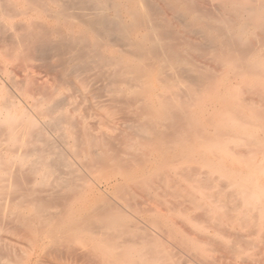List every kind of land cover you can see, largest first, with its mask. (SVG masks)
Listing matches in <instances>:
<instances>
[{
  "label": "bare ground",
  "instance_id": "bare-ground-1",
  "mask_svg": "<svg viewBox=\"0 0 264 264\" xmlns=\"http://www.w3.org/2000/svg\"><path fill=\"white\" fill-rule=\"evenodd\" d=\"M0 51H2L0 52L1 56L4 59L6 58L7 62H17L18 67L21 68L32 66L35 61L42 62L46 69L45 75H47L44 78L46 80L43 77H41L42 79L39 77V79L35 75L34 69L30 76H26L28 79H25L26 81L29 80L28 82L33 85L34 90L29 91L30 89L19 88L21 91L19 93H22L21 95L24 97H35L31 102L33 110L36 111L35 116L31 114V117L30 113L18 115L21 108L15 113L14 109L17 108L15 101L10 100V97L5 96L4 98L0 92V98L4 99L3 102H0L1 188L6 179L15 181L18 178L21 181L22 178L20 180L19 176H23L21 174L24 172L22 166L27 163L28 168L26 170L28 171L25 170V172H30L32 176L33 174L37 175L36 182H38L40 189L46 186L51 189L48 197L52 196L51 198H53L54 195L55 200L61 191L66 196L64 190L68 189L75 193L73 196L70 191H67L69 193H67L68 201L65 199L67 204L63 205L62 208L60 206L61 202H59L56 208L58 210L62 208V210L51 213L52 210L49 212L46 208V204L50 202V200L49 202L45 201L47 195L44 194L45 199H43V196V198H38L39 189L37 190L32 186L30 190L27 188L29 191L26 192L27 189L20 187V184L17 183L19 181H17L15 184L17 183L18 185H16L20 188H18L19 190L17 188L13 190H26L23 195L21 194L22 190L20 192L15 191L22 195L24 203L21 201V204H25V200L30 199L36 214L35 216L27 214V216L24 211L26 210L25 207L22 206L23 211L21 209L20 211H13L14 205L4 203L7 207L3 205L6 210L3 213L4 215H1V212L0 218L4 216L2 220L7 219L8 223L21 228L26 237L24 235L20 236L31 238L34 246L37 247L51 245L59 250L63 246L71 245L70 241L73 239H76L77 243L81 241L83 243L82 249L86 250L88 258L95 260L97 264H179L172 261L173 257L169 250L165 248L163 250H152L154 247L151 248L150 246L156 243L155 237L157 235L154 237L151 234L154 230L150 229L152 230L150 232L149 228L143 226V223L145 225L150 224V227L153 225L152 228H159L157 231H161V229L165 231L166 229L167 233H165L168 236L172 237L174 235L177 237L178 234L172 228L175 227L172 224V216L169 217L172 215L173 210L170 207L167 208L168 214L171 213L167 216V212L160 210L162 208L157 204L160 203V200L157 199L159 201L155 200V206L153 205L155 202H152L153 208H148V205L143 206V209L140 205H138L140 209H138L139 207L135 208L136 205L131 207L137 209V211L133 209L135 213L130 211L132 215L135 214L133 216L135 218L132 219V215L127 214L129 209L126 210L127 212L124 211L125 214L122 208L121 211L116 206L121 203L124 205V202L128 201L123 200L124 202L117 204L118 200L115 199L116 204H114V201H110L106 196L105 198L100 196L101 199H99L100 197H97V199L90 197L87 193L94 186L91 187V184V186L89 184L84 186L86 182H83L84 185L76 182L72 176V165L65 156L69 152L65 154L58 149H54L57 145V142L54 143V141L53 144L56 145L51 148V145L49 146L51 139L44 137L46 136L44 135L46 133L45 129H50L53 132L55 131L57 135L59 134L60 141L65 144L62 145V143V146L74 148V150L72 149L73 154L80 157L77 159L80 160L82 157L86 160L83 162H86L88 166L95 164L103 166L108 173L107 184L120 187L121 191L119 192L127 194L128 198L129 195L135 196L140 192V194L153 199L161 188L165 190L169 185L182 187L183 182H189L191 177L200 173V170L203 169L199 166L201 163H207V160L212 157H218L219 161L221 155L224 153L226 155L228 142L225 138L236 139L233 133L238 130L239 126H246L245 111L247 109L251 111V107L245 103V98L244 101L240 97L254 95L264 97V0H0ZM16 51H20L21 54L15 56ZM198 58H203L205 61L202 59L204 62L201 60L199 62V60L197 61ZM13 65L11 68L14 67L15 71L16 66ZM94 67H100L104 71H108L113 79H120L121 84L117 93L122 94L121 96L127 98L128 101H134L133 115L135 117L129 119L128 123L125 122L127 124L124 127L122 125L124 123L121 122L122 128L119 125L120 123H117V127L121 128L120 131L112 130L113 128L107 131L108 127H106L107 130L103 132L102 129L105 126L100 124L103 127L99 128V123L97 127L100 130L91 129L94 124L90 121V123L92 122L90 127V124H87L89 122L85 121L87 113L86 116L84 115L85 118L76 117L77 119H75V114H72V111L70 112V109L67 108L70 105L73 106L70 98L74 96L66 97L67 94L71 95L70 92L64 95L65 97H57L61 85L67 83L65 80L70 76H76L74 81L77 79V82L74 84L78 83L77 85L83 88L82 92H85L89 85L86 86L87 84L83 79L90 72L88 70ZM26 68H23L24 71ZM31 68L35 67L32 66ZM32 69L29 70L32 71ZM39 69L41 70V68ZM92 70L94 71V69ZM87 71L88 73H86ZM104 71L98 72L104 73ZM95 72H92V75ZM84 73L86 76H84ZM90 73L88 74L89 77L91 76ZM38 74L40 73L38 72ZM94 76L96 75L94 74ZM23 77L25 78V76ZM89 77L87 76V78ZM91 78L90 81L93 80ZM107 78L111 82L112 79L106 76ZM49 80H51V83ZM15 81L17 82V80ZM26 84L24 83L25 86ZM191 85L194 87L192 88ZM66 86L67 84L64 87L66 88ZM115 86H117V83L115 85L110 84L112 88ZM69 90L72 91V88ZM75 92H77V89ZM114 94L116 93L114 92ZM86 95L89 96V94ZM124 97L123 99H125ZM205 97H210L207 105L204 104L207 102ZM84 98L81 96V100ZM109 98L111 99V95ZM92 99L94 101V98ZM93 101L92 103H95V105L100 104L99 100L97 104ZM124 101L128 102L127 100ZM76 102L79 103L80 99H77ZM88 105L85 107H88ZM75 107H78V104L77 106L75 104ZM75 107L73 106V108ZM92 107L96 106L92 105ZM98 107L101 109V106L98 105ZM76 110L74 111L76 112ZM132 111L133 109H131ZM255 112L252 109L249 117L257 115L255 117L258 118L259 112L256 114ZM98 113L100 112L98 111ZM98 113H94L95 117ZM111 113L113 114V112ZM130 115H128L129 118ZM100 116L105 117L104 114ZM95 117L93 116V119ZM40 118L43 121L38 122L37 120ZM87 118L90 119L89 116ZM105 118L107 119V117ZM99 119L96 118V121L100 122ZM260 121V129L262 128L264 132V119L261 120L260 118ZM246 123L248 124V122ZM252 123L250 124L254 125ZM259 123L257 121V124ZM251 125L249 126L251 127ZM212 128L217 136L214 141L208 139ZM23 129L28 132H26V135H29L30 138L33 137L34 142H40L41 144L43 142V145L46 143L44 146L48 144L47 147L50 148L44 150L40 147L42 151H39L40 148H38V157L36 156L33 159L29 157L31 153H36L35 149H33L35 153L31 152L30 155L12 150L13 145L21 143V138L18 136L21 131H24ZM24 132L22 133L24 134ZM242 134L241 138L247 136L246 133L243 136ZM244 138H242L243 144L246 140ZM25 139L27 140V138ZM56 139L58 138L56 137ZM57 141L60 143L59 140ZM116 143L121 146V149H119L121 151L118 153L113 150V145ZM32 144L35 146L34 143ZM245 144H248V147L249 145L259 146L264 144V140L263 138L257 140L256 137V139L253 138ZM240 145L239 147H241ZM69 147L66 149H71ZM56 148L60 147L57 146ZM60 149L62 150V148ZM76 155L73 156L76 157ZM227 155L229 154L227 153ZM83 159H81V162ZM217 164L212 167L213 171L212 168L210 169L214 173L220 171L221 167ZM201 173L203 174V171ZM204 181L206 182L204 184L209 183L208 180ZM32 182H34L33 179ZM12 184H10L11 187ZM33 184L35 185V183ZM245 184L248 185V183ZM256 185L252 188L247 187L246 190L242 191L244 193L245 191L252 192L250 198L243 199V204L247 207L257 204L261 197V190L255 188ZM28 186H30V183ZM11 187L9 188L12 189ZM47 187L45 190L49 191ZM207 187L209 191L215 189L214 187ZM6 188L9 190L8 187ZM195 188L200 190L202 187L191 186L181 204L186 206L198 200L201 202L197 204L198 207L206 209L207 213H211L210 205L208 204V206V202L205 200L207 198L206 194L197 195L194 191ZM45 190L43 189V191ZM35 192L38 193H36V197L33 196ZM10 193L12 194V192ZM179 193L181 194L180 191ZM124 194H121L122 197L120 196V198L128 199L125 198L127 195ZM40 195L43 194L40 193ZM93 196L95 197V195ZM145 196L142 197L147 198ZM10 197L13 198L12 195ZM121 199L120 201H122ZM137 200L142 201L141 199ZM59 201H61V198ZM133 201L130 203H135ZM51 202H53L51 205L55 204L54 201L51 200ZM80 202L83 203V209L80 207V209L74 208L76 207L74 205ZM149 204L151 205V202ZM127 205L125 203L124 206ZM121 207L123 206L121 205ZM137 215L145 221L140 218H137V220ZM3 226L5 225L3 224ZM164 231L161 232L163 235ZM157 233L159 234V232ZM218 239L220 238L218 237ZM179 244L184 248L200 250V245L196 239H190L185 234L180 235ZM60 252L62 253V251Z\"/></svg>",
  "mask_w": 264,
  "mask_h": 264
},
{
  "label": "rangeland",
  "instance_id": "rangeland-1",
  "mask_svg": "<svg viewBox=\"0 0 264 264\" xmlns=\"http://www.w3.org/2000/svg\"><path fill=\"white\" fill-rule=\"evenodd\" d=\"M0 52H2V51H0ZM23 52V51H22ZM15 56L16 55H20L21 53H20V51H16L15 53ZM0 92L3 94V96H4V98H5V96L6 97H10V98H8V99H10V100H12V101H15L14 103H16V105H17V108H15L14 110H15V113H17V111L20 109V110H22L21 112H20V110L18 111V115H20L21 113H27V114H29L30 113V115L31 114H33L34 116L36 115V111L35 110H33V108H32V106H31V102L33 101V98H35V97H29V98H26V97H24L23 95H21L22 93H19V88L21 87H23L22 89H30L29 91H32V90H34V87H33V85L31 84V83H29L28 81H26L28 78V76H30L31 74H32V72H34L35 71V75H37V77L39 78H41V77H43V79L44 78H46L47 77V75H45V73H46V69H45V67H44V64L42 63V62H40V61H35V62H33V64L34 65H36V66H34V65H32L33 67H35V68H31L32 66H29V67H27V68H29L30 70L32 69V71H30L29 69H27L26 67H23V68H26L25 69V71H24V69L23 68H21V67H18L19 65H17V62H13V63H9V62H7L5 59H4V57H2L1 56V53H0ZM4 61H3V60ZM203 58H198L197 59V61L199 60V62H200V60L201 61H205V59H203ZM203 61V62H204ZM4 62H7V63H4ZM42 64L43 65V67H41L42 65H39V64ZM13 64H15V66H16V68H18V69H16L15 68V71H14V67L13 68H11L12 66H14ZM38 64V65H37ZM1 65H2V67H1ZM9 65V66H8ZM6 67H7V69H6ZM19 68H21V69H23V70H21V69H19ZM38 68V69H37ZM39 68H41V70L39 69ZM98 68V69H97ZM4 69V70H3ZM35 69V70H34ZM92 69H94V71L92 70ZM92 69H89L88 71H90L89 73L91 74V76L90 77H92L93 78V80L92 81H90V77H89V73H88V71L86 72V73H88L87 74V76L89 77V78H87V76H86V74L84 75V76H86L83 80L85 81V84H87L86 86H88L89 85V90L88 89H86V93L85 92H82V90H83V88H81V86L79 85H77L78 83H76V85L74 84L75 82H77V79H76V81H74L75 80V77L76 76H70V77H67V81L65 80V82H67V83H64L65 85L67 84V86H66V88H68V89H66L64 86V84L63 85H61V88L59 89V94H58V96L57 97H62V96H64V95H66L67 93H69L70 92V94L71 95H69V94H67L66 95V97H71V96H74V97H71L70 98V100H71V103L73 104V106L75 107V104H76V106H77V104H78V107H75V108H73V106L72 105H70V106H68L67 108L68 109H70V112L72 113V114H75V119H77L78 117L79 118H85V116H86V113L88 114L87 116H86V119H85V121L86 122H89V123H87L90 127H91V125H92V122H93V126L91 127V129H94V130H98L99 128H102L103 126H105L103 129H102V131L103 132H105L107 129V131H109V130H111L112 128V130H116V131H120V129L122 128L121 126L123 125V127L128 123V121H129V119L131 120V118H134L135 117V115H133V113H134V104H133V102H132V100H129L128 101V99L127 98H125L124 96H121L122 94H120V93H117V91H119V86H120V84H121V81H120V79L118 80L117 78H114L113 79V77L111 78V75H110V73H108V71H104L102 68H100V67H94V68H92ZM34 70V71H33ZM44 70V71H43ZM104 71V73H100V72H102V71ZM12 71V72H11ZM26 72L27 71V73H25L24 74V72ZM41 71V72H40ZM96 71V72H95ZM98 71H100V72H98ZM10 72H11V74H10ZM21 72V73H20ZM38 72L40 73V74H38ZM43 72V73H42ZM92 72H95V73H93V75H92ZM98 72V73H97ZM6 73V74H5ZM107 73V74H106ZM19 74V75H18ZM42 74H43V76H42ZM94 74L96 75V76H94ZM104 74H106V75H104ZM28 75V76H27ZM104 75V76H103ZM13 76V77H12ZM23 76H25V78L23 77ZM27 76V77H26ZM83 76V77H84ZM103 76V77H102ZM106 76L107 77H109L110 79H112L111 80V82H109L110 80L107 78L106 79ZM11 77V78H10ZM15 77V78H14ZM36 77V76H35ZM36 77V78H37ZM95 77H97V78H95ZM14 78V79H13ZM19 78V79H18ZM24 78V79H23ZM27 78V79H26ZM39 78V79H40ZM69 78H70V80H69ZM91 78V79H92ZM13 79V80H12ZM26 79V80H25ZM42 79V78H41ZM15 80H17V82L15 81ZM20 80H21V82H23V83H21L20 82ZM23 80H25V81H23ZM44 80H46V79H44ZM48 80V79H47ZM88 80H89V82H88ZM108 82L107 84L105 83L106 81ZM109 80V81H108ZM12 81V82H11ZM50 81V83H51V80H49ZM117 83V86H115V87H110V84L111 85H115L116 83ZM120 83H119V82ZM14 82V83H13ZM70 82H71V84H70ZM104 82V83H103ZM12 83V84H11ZM15 83H16V85H17V87H16V85H15ZM19 83H21L22 85H24V83L26 84H29V85H27L26 84V86H28L27 88H26V86L24 85V86H22L21 84L19 85ZM89 83V84H88ZM119 83V84H118ZM68 84H70L69 86H70V88H69V86H68ZM91 84V85H90ZM12 85H14V86H12ZM74 85V86H73ZM106 85V86H105ZM63 86V87H62ZM73 86V87H72ZM77 87V88H74V87ZM93 86V87H92ZM32 87V88H31ZM60 87V86H59ZM191 87H192V85H191ZM194 87V86H193ZM192 87V88H193ZM20 88V89H21ZM72 88V91L71 90H69V89H71ZM80 88H81V90H80ZM90 88H93V89H90ZM100 88V89H99ZM117 88V89H116ZM18 89V90H17ZM76 89H77V92H75L76 91ZM114 89V90H113ZM115 89H116V91H115ZM82 92H80V91ZM110 90V91H109ZM90 91H91V94H90ZM116 93V94H114V92ZM21 92V91H20ZM64 92V93H63ZM66 92V93H65ZM89 92V93H88ZM110 92V93H109ZM111 92H113V93H111ZM0 93V94H1ZM79 93H81V94H79ZM77 94H78V96H77ZM86 94H89V96L88 95H86ZM95 94V95H94ZM105 94V95H104ZM8 95V96H7ZM60 95V96H59ZM86 95V96H85ZM111 95V99L109 98V96ZM113 95H115V96H113ZM120 96V97H118V96ZM31 96H32V94H31ZM33 96H35L34 94H33ZM81 96L84 98V96H85V98L84 99H82L81 100ZM92 96V97H91ZM65 97V96H64ZM75 97H76V99H75ZM90 97V98H89ZM123 97L125 98V99H123ZM26 98V99H25ZM74 98V99H73ZM92 98H94V101H93V99ZM112 98H113V100H112ZM115 98V99H114ZM120 98V99H119ZM216 98H218V97H216ZM242 100L245 98L246 99V101H245V99H244V101H245V103H247L248 105H249V107H251V111H248V109H247V111H245V114H246V118H247V120H246V122H248V124L249 125H251L250 123H252V120H253V123L252 124H256L255 126L254 125H251V127L245 122V125L246 126H244V125H242V126H239L238 127V130H236V132H234L233 133V135L235 134L236 136H240V138H238V137H236L235 135H234V137L236 138V139H234L233 138V140H231V138L230 137H226L225 139H226V141L228 142L227 143V146H228V151H226L229 155H227V153H226V155L228 156H226V155H224L225 153V151L223 152L224 154L223 155H221L222 157H221V159H223V160H221V159H219V161H218V157H212V158H210V160L208 159L207 160V163L206 162H203V163H201L199 166L200 167H202L203 169L202 170H200V173H197L198 175H195V176H193V177H191V179H190V181L189 180H187V181H189V182H187V183H185V182H183L182 184V187L181 186H175V185H169L168 187H166L165 188V190L164 189H160L159 191H158V194H157V196L155 197V198H151V197H147V196H145V195H142V194H140V192L137 194V195H135V196H130L129 195V198H128V195L127 194H124V193H122V192H119V191H121L120 190V187H118V186H109L108 184H107V180H108V173H107V170L105 169V168H103V166H101L100 164H95V165H93V166H88L87 164H86V162H83L85 159H83L82 157H81V159H83L82 160V162H81V159L79 160V159H77L79 156H77L76 154H73V150H74V148H72V147H69V146H62V145H65L62 141H60V139H59V134L57 135V133L55 132H53L52 130H50V129H45L46 131V133L44 134V135H46V136H44V137H46L47 139H51V141H49V146L51 145V148L53 147L54 148V146H55V148L54 149H58L59 151H62V152H64L65 154H67L68 152L70 153V151L72 152V154L73 155H76V157L75 156H73L71 153L69 154L68 153V155H65V156H67L66 157V159L69 161V163H70V165H72V168H73V174H72V176H73V178L76 180V182L79 184L80 183V185H84V183L83 182H86L85 183V185L84 186H86V185H88L89 184V186H91V187H93V189L91 188V187H88V188H91V190L87 193V195H89L90 197L92 196V198H94V199H97V197H102L103 196V198H105V196H106V198L107 199H109L110 201L112 200V202L114 203V204H118V203H120V202H124V201H128V202H124V205H125V203H126V205L127 204H129V205H127V206H124L122 203L121 204H118V205H116V206H118L119 207V209H123V212L124 211H126V210H128L129 212H127V214L129 213V215L131 216L132 215V213H135V211H137V209H134L135 211L133 212V209L131 208V207H135V205H136V207L135 208H138V209H140V206H141V209H143V206H146V205H148L147 207L149 208H153L152 207V202L154 201L155 202V200L158 202L159 200V202L160 203H157L158 204V206L159 207H161L162 209H160L161 211H163V212H167V208H171L172 210H173V213H172V215H170V214H168L169 212H167V216H169V217H171L172 216V218H171V220L173 219V221H172V224H174V226L175 227H172V228H174L175 230V232L178 234V236L176 237V236H172V237H170V236H168V234H166L167 233V231H166V229H165V231H164V229L162 230L161 229V231L160 230H158L157 231V229H159V228H157V229H154V228H152L153 227V225H152V227H150L149 225L150 224H147V225H145L143 222H141V223H143V226L144 227H147V228H149V231L151 232L152 230H150V229H153L154 231H152V235L155 237L156 235V237H155V239L157 240L156 241V243H154L153 245H151L150 247L151 248H153L152 250H163L164 248L166 249V250H169L170 252H171V255H172V261H176V262H178L179 264H264V144H261V145H259V146H257V145H249V147H248V144L246 145L245 143H247V141H250L251 139L253 140V138L254 139H256V137H257V140L258 139H261L262 140V138H263V140H264V132H263V130H262V128L260 129V127L261 126H259V125H261V121H260V118H261V120H263L264 119V97H257L256 95H254V96H247V97H240ZM250 98V99H249ZM260 98H261V100H260ZM1 100H0V102H3L4 101V99H2V97L0 98ZM77 99L79 100L80 99V102L78 103V102H76L77 101ZM87 99H89V100H87ZM205 99L207 100V102H205L204 104L205 105H207L208 103H209V99H210V97H205ZM29 100V101H28ZM74 100H76V101H74ZM93 102H96V104L98 103L97 101L99 100V102H100V104H102V105H100V104H98L99 106H101V109H100V107H98V105H95V103H92V101ZM106 100V102H104ZM108 100V101H107ZM116 102H115V101ZM124 100H127L128 102H126V101H124ZM205 100V101H206ZM260 100V101H259ZM263 100V101H262ZM73 101V102H72ZM82 101V102H81ZM87 101H88V103H89V105H88V103H87ZM122 101V102H121ZM132 102V104H131V102ZM253 101V102H252ZM104 102V103H103ZM121 102V103H120ZM261 102V103H260ZM117 103V104H116ZM124 103V104H123ZM131 105H130V104ZM85 106H87L88 105V107H85ZM104 104H106V105H104ZM108 104V105H107ZM121 104V105H120ZM128 104H129V106H128ZM84 106V109H83V111H82V108H83V106ZM92 105H94V106H96V107H92ZM116 106V107H114V106ZM251 105V106H250ZM20 106V107H19ZM107 106H109V107H107ZM124 106H125V108H124ZM80 107H81V109H80ZM92 107V108H91ZM98 107V108H97ZM128 107V108H127ZM29 108V109H28ZM90 108V109H89ZM107 108H109V109H107ZM133 109V111L131 112V109ZM76 110V112L74 111V110ZM79 109V110H78ZM93 109V110H92ZM97 109H99V110H97ZM106 109V110H105ZM130 109V110H129ZM252 109H253V111H256L255 112V114L257 113V112H259L258 113V118H256L255 116H257V115H251V117H249L250 116V112L252 113ZM259 109V110H258ZM24 110V111H23ZM32 112H31V111ZM88 110H89V112H88ZM108 110V111H107ZM111 110V111H110ZM127 110V111H126ZM263 110V111H262ZM27 111V112H26ZM74 111V112H73ZM95 111V112H94ZM98 111L100 112V113H98ZM130 111V112H129ZM84 112V113H83ZM96 112L98 113L97 115H96V117H95V114H96ZM111 112H113V114L111 113ZM116 114H115V113ZM121 112V113H120ZM95 113V114H94ZM130 113H131V115H130ZM81 114H82V116H81ZM90 114V115H89ZM101 114H104V116L105 117H107V119L105 118V117H102V116H100ZM111 114V115H110ZM120 114V115H119ZM130 115V118H129V116L128 115ZM80 115V116H79ZM85 115V116H84ZM122 115V116H121ZM125 115V116H124ZM248 115V116H247ZM89 116V118L90 119H88L87 117ZM93 116L95 117L94 119H93ZM99 116V117H98ZM132 116V117H131ZM134 116V117H133ZM31 117H32V115H31ZM77 117V118H76ZM92 117V118H91ZM127 119H126V118ZM253 117V118H252ZM34 118V117H33ZM96 118H97V120L99 119L100 120V122L99 121H96ZM102 118V119H101ZM116 118V119H115ZM123 118V119H122ZM35 119H37L36 117H35ZM88 119V120H87ZM106 119V120H105ZM119 119V120H118ZM122 119V120H121ZM126 119V120H125ZM43 121V119H38L37 121L39 122V121ZM94 120V121H93ZM251 120V121H250ZM90 121H92L91 123H90ZM97 123H96V122ZM106 121V122H105ZM109 121V122H108ZM124 121V122H123ZM257 121H258V123L259 124H257ZM107 122H108V124H107ZM121 122L122 123H124V124H122L121 125ZM125 122H127V123H125ZM99 123V124H98ZM117 123H120L119 125H120V127L118 128L117 126H118V124ZM97 124H98V127H97ZM103 125V126H101V125ZM117 124V125H116ZM112 125H113V127H112ZM96 127V128H95ZM106 127H108L107 129H106ZM116 127H117V129H119V130H117L116 129ZM257 127V128H256ZM115 128V129H114ZM241 128V129H240ZM247 128V129H246ZM24 130V129H23ZM100 130V129H99ZM25 131V130H24ZM21 131L20 133H19V138H21L20 139V142L21 143H19V144H17V145H13V147L11 148L12 150H14V151H18L17 153H19V151H20V153H28L29 155H30V153L31 152H33V153H35V150H36V153L35 154H32L31 153V156L29 157L30 159H33V158H36V156L39 154L38 153V148H44V150H48L49 148L47 147L48 146V144H47V146H44V145H46V143L43 145V142H42V144L40 143V142H34L32 139H33V137L32 138H30V136L29 135H26V132L27 131ZM244 131H245V133L247 134V136L245 135V133H244ZM22 132H24V134L22 133ZM51 132V133H50ZM53 132V133H52ZM240 132H242V133H240ZM28 133V132H27ZM117 133V132H116ZM23 134V135H22ZM241 134H242V136L243 135H245V136H243L242 138H244V137H246V138H244V139H246L245 140V142H244V144H243V139L241 138ZM22 135V136H21ZM56 135V136H55ZM254 136V137H253ZM256 136V137H255ZM28 137H29V139H28ZM49 137V138H48ZM56 137L58 138V139H56ZM25 138H27V140L25 139ZM217 138V136H216V134H214V129L212 128L211 129V132H210V135L208 136V139L209 140H211V141H214L215 139ZM24 140V141H21V140ZM242 139V140H241ZM248 139H250V140H248ZM25 140H26V142H25ZM56 140V141H55ZM57 140H59L60 141V143H58V141ZM30 143H29V142ZM33 141V142H32ZM53 141H54V143H56L55 145L53 144ZM236 141V142H235ZM24 142V143H23ZM242 142V143H241ZM32 143H34V145L36 146H33V144ZM36 143V144H35ZM39 145H38V144ZM63 143V144H62ZM119 143V142H118ZM118 143H116V144H114L113 145V150H114V152L116 153H118V152H120L121 150H119V149H121V146H120V144H118ZM234 143V144H233ZM29 144V145H28ZM62 144V145H61ZM240 144H242V145H240ZM239 145L242 147H239ZM17 146V147H16ZM57 146H59L60 148H62V150L60 149V148H56ZM114 146H115V148H114ZM118 146V147H117ZM253 146V147H252ZM16 147V148H15ZM47 149H46V148ZM71 148V149H66V148ZM120 147V148H119ZM14 148V149H13ZM41 148L39 149V151L41 150ZM251 150H250V149ZM17 149V150H16ZM24 151H23V150ZM33 149H35V150H33ZM29 150V151H28ZM43 150V151H44ZM22 151V152H21ZM27 151V152H26ZM42 151V150H41ZM38 153V154H37ZM231 154V155H230ZM70 155H72V156H70ZM38 157V156H37ZM74 157V158H73ZM76 158V159H75ZM80 158V157H79ZM215 159V160H214ZM228 159V160H227ZM70 160H71V162H70ZM226 160V161H225ZM73 161V162H72ZM86 161V160H85ZM220 161H222V163H220ZM218 163V164H217ZM219 163H220V165H219ZM225 163V164H224ZM84 164V165H83ZM216 164H217V166H220L221 168H220V171H218V172H216V173H214V172H212L213 171V168L212 167H214V165L216 166ZM224 165L223 167H222V165ZM97 165V166H96ZM100 165V166H99ZM23 166H25V167H23ZM22 166V168L24 169L23 171V173L25 174L26 173V175H24L23 173L21 174V175H23V176H19V178H20V180H21V178H22V180H23V183H22V180L21 181H19V179L18 178H16L17 180H11V181H9L8 179H6V181L4 180V184L2 185V188H1V184H0V194L1 193H4V192H6V193H4V194H1L0 195V201L1 200H3V201H1L0 203V214H1V212H2V214L1 215H4L3 213H4V211L6 210V205H14L13 207V211H20V209H21V211H23L24 210V208L23 207H25L26 208V210H24L25 212H26V215L28 214L29 216H35V214L36 213H34L35 211H34V206L30 203V199L29 200H25L26 202H25V204H23L24 203V201H22L23 199H22V195L24 194V192L26 191H24V189H20V191L22 192L21 194H19V193H16L19 189L18 188H20V187H23V188H25V189H31L32 188V186L36 189L37 188V190L39 189V192L40 193H42L43 195H40V193H39V195H37V197L38 198H43V199H45V196L47 195V197H46V199H45V201H47V202H49V200H50V202L49 203H47L46 205V208H47V211H49V212H51L50 210H52V212L51 213H53V211H54V213H57V211H60V209L62 210V208L64 207L63 205H65V204H67V202L66 201H68L67 200V195L69 194L68 192L70 191V189H68V190H64L65 192H66V196L65 195H63V191H61V193H62V195H61V193L59 192V195H61L60 197H58L57 196V198L60 200V198H61V201H59L57 198L54 200V195H53V198H51L50 196L48 197V195H50V191H51V189H49V187H47V189H49V191H47V190H45L46 189V187H43V188H41L40 189V187H39V184H38V182H36V179H37V175L36 174H33V176H32V174L30 173H28V172H25V170L28 168L27 166H28V164L26 163V164H24ZM74 166V167H73ZM75 166H77V167H75ZM89 167V168H88ZM95 167V168H94ZM76 168V169H75ZM212 168V171L210 170ZM75 169V170H74ZM100 169H102V170H100ZM104 169V170H103ZM259 169V170H258ZM263 169V170H262ZM26 171H28V170H26ZM203 171V174L201 173ZM210 171V172H209ZM223 171H225V172H222ZM96 172H99V173H96ZM30 175H28V174ZM77 173V174H76ZM212 173V174H211ZM106 174V175H105ZM200 175V176H199ZM26 176V177H25ZM76 176V177H75ZM203 176H204V178H203ZM209 177V178H208ZM246 178V179H245ZM250 178V179H249ZM27 179V180H26ZM32 179H33V181L34 182H32ZM196 179V180H195ZM200 179V181H198ZM30 180V182H28ZM77 180H79V181H77ZM84 180V181H83ZM203 180H208L209 181V183H207V184H204V183H206L205 181L203 182ZM249 180V181H248ZM17 181H19V182H17ZM27 181V182H26ZM95 181V182H94ZM97 181V182H96ZM9 184H8V183ZM10 182H14L13 184L12 183H10ZM15 182H17L18 184H20L19 186H17L16 184H15ZM102 182V183H101ZM250 182V183H249ZM28 183V184H27ZM29 183H30V186H28L29 185ZM33 183H35V185L32 184ZM184 183H185V185H184ZM189 183V184H188ZM196 183V184H195ZM202 183V184H201ZM245 183H248V185L247 184H245ZM252 183V184H251ZM254 183V184H253ZM258 184V185H256V184ZM7 184V185H6ZM10 184H12V187H11V185ZM14 184H15V186H17V187H15L14 186ZM23 184H25L24 186H22ZM91 184V185H90ZM100 184V185H99ZM187 184H188V187H187ZM245 184V185H244ZM38 185V186H37ZM98 187H97V186ZM107 185V186H106ZM202 185V186H201ZM206 185V186H205ZM256 185V187L255 188H257L259 191L261 190V197H260V199H259V201H258V203L257 204H253V205H251V206H245L243 203V199H248V198H250V196L252 195V192H248V191H245V193L244 192H242V191H244V190H246V188L247 187H249V188H252V187H254ZM11 187L12 189H10L9 188V190H11L10 192H12V194L9 192V190L6 188V187ZM96 186V187H95ZM106 186V187H105ZM174 186V187H173ZM191 186H193V187H196V186H200V187H202L200 190H198L197 188H195L194 189V191H195V193L197 194V195H201V194H206L205 196H207V198L205 199V200H207V205L209 204L210 205V208H211V213H207L208 211L206 210V209H202V208H199L198 207V205L197 204H199V203H201V202H199L198 200L196 201L195 200V202H193V203H191V204H187L186 206H183V204H181L183 201H184V197H185V195L186 194H188V190H190V187ZM207 186H210V187H214L215 189L213 190V191H209L208 190V187ZM220 186V187H219ZM4 187V188H3ZM15 187V188H14ZM30 187V188H29ZM117 187V188H116ZM219 187V188H218ZM241 187H242V190H241ZM18 189L17 191L16 190H13V189ZM94 188H95V191H94ZM113 188V189H112ZM116 188V189H115ZM119 188V189H118ZM164 188V187H163ZM177 188V189H176ZM244 188V189H243ZM260 188V189H259ZM5 189V190H4ZM27 189V191L26 192H28L29 190ZM43 189L45 190V191H43ZM179 189V190H178ZM192 189V188H191ZM219 190V192H218V190ZM8 190V191H7ZM14 192H13V191ZM40 190H42L43 192H41ZM186 190V191H185ZM241 190V191H240ZM16 191V192H15ZM20 191H18V192H20ZM68 191V192H67ZM94 191V192H93ZM118 191V192H117ZM163 191V192H162ZM175 191V192H174ZM179 191L181 192V194H182V197H181V194L179 193ZM25 192V193H26ZM37 192H35L34 194H33V196H35L36 197V193ZM72 194H73V196L75 195V193L73 192V191H70ZM91 192V193H90ZM161 192V193H160ZM173 192V193H172ZM176 192H178V193H176ZM236 192V193H235ZM9 195H8V194ZM37 193V194H38ZM68 193V194H67ZM70 193V194H71ZM163 193V194H162ZM216 193V194H215ZM231 193V194H230ZM16 194H18V195H16ZM44 194H45V196H44ZM92 194V195H91ZM118 194V195H117ZM121 194H124V195H127V197H125V198H128V199H121L120 198V196L122 197V195ZM177 194V195H176ZM225 194H227L228 196H232L233 194V196L232 197H228L227 195H225ZM8 195V196H7ZM12 195V197L14 198H11L10 196ZM15 195V196H14ZM19 195H20V197H19ZM93 195H95V197L93 196ZM172 195V196H171ZM32 196V197H33ZM39 196H41V197H39ZM43 196V197H42ZM70 197H71V195H69ZM108 196V197H107ZM118 198H117V197ZM140 197V198H137V197ZM145 196V197H147V198H143V197ZM198 196V197H199ZM63 197V198H62ZM65 197V198H64ZM101 197L99 198V199H101ZM134 198V201H135V203H130V202H132L133 201V198ZM1 198H5V199H7V200H5V199H1ZM18 200H17V199ZM135 198H136V200H135ZM143 198V199H142ZM181 198V199H180ZM210 198V199H209ZM13 199V200H12ZM48 199V200H47ZM65 199H66V201H65ZM72 199H73V197H72ZM71 199V200H72ZM115 199H117L118 201L116 202V200ZM120 199L122 200V201H120ZM137 199H141L142 201H140L139 202V200H137ZM157 199H159V200H157ZM163 199V200H162ZM237 200V201H235V200ZM11 200H12V202H11ZM51 200L52 201H54V203L55 204H53V205H51V203H53V202H51ZM63 200V201H62ZM70 200V199H69ZM70 200V201H71ZM124 200V201H123ZM130 200V201H129ZM148 200H151V201H148ZM166 200V201H165ZM179 200H180V203H179ZM204 200V201H205ZM238 200H239V203H238ZM6 201V202H5ZM14 201H15V203H14ZM21 201L23 202L22 204H21ZM28 201V202H27ZM133 201V202H134ZM19 202V203H18ZM57 202V203H56ZM59 202H61L60 203V206H62V208H59V210H58V208H56V207H58V205H59ZM116 202V203H115ZM139 202V203H138ZM142 202V203H141ZM149 202H151V205L149 204ZM166 202V203H165ZM236 202V203H235ZM260 202V203H259ZM4 203L6 204V205H4ZM8 203V204H7ZM63 203V204H62ZM137 203V204H136ZM144 203H147V204H144ZM168 203V204H167ZM204 203V202H203ZM16 204V205H15ZM17 204H19L18 206H17ZM28 204V205H27ZM58 204V205H57ZM131 204H133V205H131ZM155 204H156V202L153 204L154 206H155ZM164 204H167L166 206L164 205ZM175 204H177V205H175ZM181 204V205H180ZM238 204V205H237ZM3 205L4 206H6V207H3ZM25 205V206H24ZM55 205V206H54ZM78 205V206H77ZM77 205L75 204L74 206H76V207H74V208H76V209H80V208H82L83 207V203H77ZM82 205V206H81ZM120 205V206H119ZM121 205L124 207H121ZM138 205H140V206H138ZM208 205V206H209ZM236 205V206H235ZM244 205V206H243ZM23 206V207H22ZM27 206V207H26ZM51 206H54V207H52V208H50ZM59 206V207H60ZM157 206V205H156ZM183 206V207H182ZM240 206V207H239ZM243 206V208H241ZM252 206H254V207H252ZM4 209H2V208ZM22 207V208H21ZM80 207V208H79ZM147 207H145V209H147ZM158 207V208H159ZM190 207V208H189ZM238 207H239V209H238ZM247 209H246V208ZM50 208V209H49ZM157 208V207H156ZM188 208V209H187ZM18 209V210H17ZM55 209V210H54ZM83 209V208H82ZM122 209H121V211H122ZM125 209V210H124ZM131 209V210H130ZM244 209H246V210H244ZM35 210H37V209H35ZM176 210H178V211H176ZM255 210V211H254ZM130 211L132 212V213H130ZM185 211V212H184ZM252 211H254L253 213H252ZM37 212V211H36ZM126 212H124L125 214H126ZM175 212H179V213H181L180 215H179V213H175ZM185 213V214H184ZM244 213V214H243ZM32 214V215H31ZM220 214H221V218L224 216V215H227L226 217H223L222 219L220 218ZM240 214H241V216H240ZM256 215V217H254V215ZM1 215H0V217H1ZM27 215V216H28ZM128 215V216H129ZM135 214H133L132 215V219H134L133 218V216H134ZM179 215V216H178ZM185 215V216H184ZM212 215V216H211ZM246 215V216H245ZM219 216V217H218ZM211 217V218H210ZM219 218L218 220H217V218ZM2 218H4V216L2 217ZM2 218H0V264H97L96 263V261L95 260H92L91 258H88V256H87V254H86V250H84V249H82L83 248V243H81V241L79 242V240H78V242L80 243H77L76 242V239H73L72 241H70V243H71V245H66V246H63V247H61L59 250L60 251H62V253L59 251V250H56L55 249V247H52L51 245H47L48 247H46V245H43V247L45 246L46 248H43L42 247V245L40 246V247H37V246H34V244H33V242H32V240H31V238L29 239L28 237L27 238H25L26 237V234H25V232H23V230L21 229V228H19V227H15V226H13L12 224H10V223H8L9 221L7 220V219H3L2 220ZM131 218V217H130ZM141 219L142 221H145L144 219H142L140 216H138L137 215V217H136V219ZM245 218V219H244ZM135 219V220H136ZM137 219V220H138ZM4 222V223H3ZM174 222V223H173ZM146 223V222H145ZM3 224L5 225V226H3ZM221 224V225H220ZM218 225H220V226H218ZM261 227H260V226ZM196 226H197V229H196ZM15 227V228H14ZM155 227V226H154ZM259 227L261 228V230L259 229ZM14 228V229H13ZM156 228V227H155ZM166 228V227H165ZM216 228V229H215ZM218 228H220V229H218ZM218 229V230H217ZM14 230V231H13ZM16 230V231H15ZM156 230V231H155ZM214 230H217V231H214ZM162 231H164V235H163V233H161ZM220 232V234H219V232ZM260 231V232H259ZM155 232H156V234H155ZM157 232H159V234L157 233ZM166 232V233H165ZM259 232V233H258ZM181 234H185V235H187L188 236V238H190V239H196V241H197V243L200 245V250H194V249H189V248H184V247H182L180 244H179V237H180V235ZM218 235V236H216V235ZM20 235H24L25 237H21ZM159 235H162V236H159ZM221 237H220V236ZM211 236H214L213 238L211 237ZM218 237L220 238V239H222L221 241H219L220 239H218ZM261 238V239H260ZM216 239V240H215ZM259 239V240H258ZM263 239V240H262ZM75 240V241H74ZM249 240H250V242H249ZM74 241V242H73ZM218 243H217V242ZM241 243H240V242ZM73 242V243H72ZM220 242V243H219ZM239 243V244H238ZM254 245V246H253ZM42 247V248H41ZM2 248V249H1ZM53 249V250H52ZM70 249H71V251H70ZM78 249V250H77ZM4 250V251H3ZM7 250V251H6ZM9 250V251H8ZM64 250V251H63ZM81 250H84V251H80ZM52 251H54V252H52ZM56 251H57V253H56ZM77 251H78V253H77ZM65 252H70V254H68V253H65ZM61 253V254H60ZM76 253V254H75ZM81 253V254H80ZM57 254V255H56ZM59 254V255H58ZM12 256V257H11ZM58 256V257H57ZM77 256H79V257H77ZM84 256V257H83ZM70 257V258H69ZM80 257H81V259H80ZM15 258V259H14ZM72 258V259H71ZM5 259V260H4ZM74 259V260H73ZM75 259H77L76 261H75ZM87 259V260H86ZM8 260V261H7ZM14 260V261H13ZM16 260V261H15ZM70 260V261H69ZM90 260V261H89ZM18 261V262H17ZM89 263H88V262ZM95 261V262H94ZM20 262V263H19ZM170 262V261H169ZM172 263V262H171Z\"/></svg>",
  "mask_w": 264,
  "mask_h": 264
}]
</instances>
